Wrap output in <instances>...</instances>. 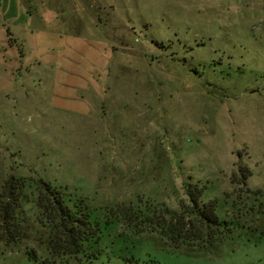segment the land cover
Listing matches in <instances>:
<instances>
[{
    "label": "rangeland",
    "instance_id": "rangeland-1",
    "mask_svg": "<svg viewBox=\"0 0 264 264\" xmlns=\"http://www.w3.org/2000/svg\"><path fill=\"white\" fill-rule=\"evenodd\" d=\"M111 2L98 29L110 45L100 111L56 112L33 92L21 107L0 94L1 197L10 176L23 183L22 234L0 239V264H264V0ZM38 178L100 217L97 242L49 251ZM195 181L226 222L216 241L175 246L115 215L147 203L178 209Z\"/></svg>",
    "mask_w": 264,
    "mask_h": 264
},
{
    "label": "crops",
    "instance_id": "crops-1",
    "mask_svg": "<svg viewBox=\"0 0 264 264\" xmlns=\"http://www.w3.org/2000/svg\"><path fill=\"white\" fill-rule=\"evenodd\" d=\"M113 8L111 0H0V94L20 96L21 107L33 92L56 112L100 111L110 45L98 29Z\"/></svg>",
    "mask_w": 264,
    "mask_h": 264
},
{
    "label": "trees",
    "instance_id": "trees-1",
    "mask_svg": "<svg viewBox=\"0 0 264 264\" xmlns=\"http://www.w3.org/2000/svg\"><path fill=\"white\" fill-rule=\"evenodd\" d=\"M248 174L249 171H241L236 184H245ZM15 182L13 176H10L5 194L2 197L0 195V239L5 242H13L22 234L16 218L21 211L20 190L23 183L17 185ZM37 186L35 206L39 217H43L47 223L45 242L51 253L75 255L87 249V245L89 247L91 243L98 241L100 217L92 219L86 203L74 196H66L65 192L42 178H38ZM204 189L205 185H200L197 181L187 183V201L175 210L147 203L143 209L120 208L115 215L120 216L125 226L131 227L134 233L143 229L157 232L175 246L216 241L225 234L226 229L222 228V224L226 222L218 218L216 199H201ZM111 215H104L105 223L113 222ZM28 251L33 257L36 256L34 249Z\"/></svg>",
    "mask_w": 264,
    "mask_h": 264
}]
</instances>
